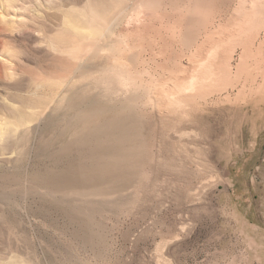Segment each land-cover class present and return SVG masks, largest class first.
Listing matches in <instances>:
<instances>
[{
	"label": "rangeland",
	"instance_id": "374dc122",
	"mask_svg": "<svg viewBox=\"0 0 264 264\" xmlns=\"http://www.w3.org/2000/svg\"><path fill=\"white\" fill-rule=\"evenodd\" d=\"M252 1L0 0V264H264ZM219 41L229 82L182 91Z\"/></svg>",
	"mask_w": 264,
	"mask_h": 264
},
{
	"label": "bare ground",
	"instance_id": "6f19581e",
	"mask_svg": "<svg viewBox=\"0 0 264 264\" xmlns=\"http://www.w3.org/2000/svg\"><path fill=\"white\" fill-rule=\"evenodd\" d=\"M197 10V9H196ZM200 14V13H199ZM199 16V15H198ZM138 17V16H137ZM205 17V16H204ZM239 17V16H238ZM191 18V17H190ZM240 18H242V16L240 15ZM247 20L240 24L238 30H236L237 32H232L231 34L229 33L230 36L229 39L231 38L233 40L234 44H239L240 46H242V54H241V60H245L243 64H245V62L247 60H250V55L253 54L252 48L253 45L255 43H257L256 41L258 40V38L254 35L251 34H247L249 28H250V24L252 20H256L258 21L259 25L264 24V0H254L252 1V4L250 6V12L248 17H246ZM185 22V21H184ZM183 22V24H184ZM199 22V21H198ZM191 23V21H190ZM169 24V23H168ZM182 24V25H183ZM188 25V20H186L185 26H183L182 28L185 29L186 31H181L182 34H185L187 32V29L185 28ZM190 26V24H189ZM194 28V25L192 26ZM181 28V29H182ZM190 30V32L192 31V29ZM196 28V27H195ZM195 30V29H194ZM175 31V30H174ZM189 32V31H188ZM194 33V32H193ZM242 33V34H241ZM181 34V35H182ZM228 34V33H227ZM226 34V35H227ZM193 35V34H192ZM225 35V37H226ZM188 37L191 36V34L187 35ZM194 36V35H193ZM222 38V37H221ZM124 44V43H123ZM131 44V43H130ZM214 46L210 49L209 52H207L202 64H201V68H197L192 70L191 76L189 78V81L184 83V88L182 89V91H185L186 93L189 92L191 94H193V92H197L199 89L202 92H207V89L211 88V85L213 86L214 84H218V83H228L229 81L225 78L224 76V71L226 67L228 69V71H230V66H229V60H231L232 55H233V48L230 46H224V41H219L216 44H213ZM255 48V47H254ZM257 48L259 49L258 51H256V54H262L263 49H264V40H261V42L259 41ZM256 49V48H255ZM204 53V52H203ZM202 53V54H203ZM255 53V52H254ZM164 54V53H163ZM205 55V54H204ZM203 58L201 57V60ZM199 61V60H198ZM252 62V61H251ZM250 62V63H251ZM194 64V63H193ZM197 64V63H196ZM241 65V66H242ZM262 65V64H261ZM246 66V65H245ZM261 67V66H260ZM195 68V67H194ZM193 69V68H192ZM259 69V67H258ZM255 70V69H254ZM252 70V71H254ZM190 71V70H189ZM145 74V73H144ZM188 74V73H187ZM186 74V75H187ZM237 74V73H236ZM185 75V76H186ZM190 75V74H189ZM251 75V74H250ZM158 77V76H157ZM249 78V77H248ZM247 78V79H248ZM178 79V78H177ZM183 79V78H182ZM262 79V78H261ZM181 80V79H180ZM263 80V79H262ZM184 82V81H183ZM146 83V82H145ZM177 83V82H176ZM175 83V84H176ZM179 83V82H178ZM177 83V84H178ZM174 84V85H175ZM177 86V85H176ZM137 87V86H136ZM263 90H262V94H261V101H264V84H263ZM137 89V88H136ZM135 89V90H136ZM170 89V88H169ZM158 90V89H157ZM165 90V89H164ZM172 90V89H171ZM175 91V90H174ZM166 92V91H165ZM160 93V92H159ZM176 94V93H175ZM184 95V94H183ZM187 98V97H186ZM195 98V97H194ZM230 95H227L225 97V100L228 101V99H230ZM236 98V97H235ZM198 99V98H197ZM224 100V99H223ZM237 100V99H236ZM234 103V102H233ZM262 103V102H261ZM165 104V103H164ZM178 105V104H177ZM262 105V104H261ZM176 106V105H175ZM259 106V105H258ZM167 112V111H166ZM168 113V112H167ZM188 120V119H187Z\"/></svg>",
	"mask_w": 264,
	"mask_h": 264
}]
</instances>
